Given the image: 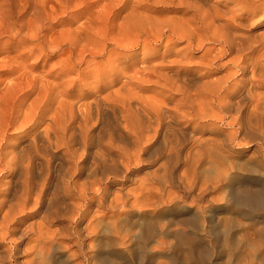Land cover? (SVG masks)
<instances>
[{"label": "bare ground", "instance_id": "obj_1", "mask_svg": "<svg viewBox=\"0 0 264 264\" xmlns=\"http://www.w3.org/2000/svg\"><path fill=\"white\" fill-rule=\"evenodd\" d=\"M24 10L0 6V264H264V0Z\"/></svg>", "mask_w": 264, "mask_h": 264}, {"label": "rangeland", "instance_id": "obj_2", "mask_svg": "<svg viewBox=\"0 0 264 264\" xmlns=\"http://www.w3.org/2000/svg\"><path fill=\"white\" fill-rule=\"evenodd\" d=\"M32 1L33 0H0V6L9 4L10 7H12L14 11H27L24 9H30V5ZM51 1H56V0H51ZM88 1H94V0H88ZM178 45H180V43ZM152 93H153L152 91H144L142 94L150 95ZM130 186H135V185L130 184Z\"/></svg>", "mask_w": 264, "mask_h": 264}]
</instances>
